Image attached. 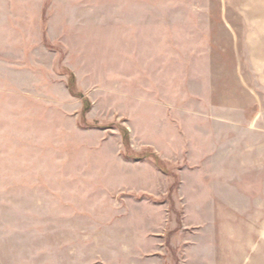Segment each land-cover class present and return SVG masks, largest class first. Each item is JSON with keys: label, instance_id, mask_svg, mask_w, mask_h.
Instances as JSON below:
<instances>
[{"label": "rangeland", "instance_id": "374dc122", "mask_svg": "<svg viewBox=\"0 0 264 264\" xmlns=\"http://www.w3.org/2000/svg\"><path fill=\"white\" fill-rule=\"evenodd\" d=\"M0 264H264V0H0Z\"/></svg>", "mask_w": 264, "mask_h": 264}, {"label": "trees", "instance_id": "16d2710c", "mask_svg": "<svg viewBox=\"0 0 264 264\" xmlns=\"http://www.w3.org/2000/svg\"><path fill=\"white\" fill-rule=\"evenodd\" d=\"M70 80H71V82H72V84H73V77H72V76H71ZM71 92H72V90H71ZM79 97H81V96H79ZM85 104H86V106L88 107V103L86 102ZM152 158L155 160L156 164L158 165V160H157V158H155L154 156H152Z\"/></svg>", "mask_w": 264, "mask_h": 264}]
</instances>
